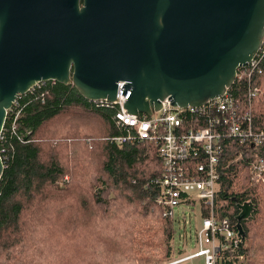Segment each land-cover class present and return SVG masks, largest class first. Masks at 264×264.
Listing matches in <instances>:
<instances>
[{
  "label": "trees",
  "instance_id": "trees-1",
  "mask_svg": "<svg viewBox=\"0 0 264 264\" xmlns=\"http://www.w3.org/2000/svg\"><path fill=\"white\" fill-rule=\"evenodd\" d=\"M261 54L251 79L248 70L239 69L242 78L232 87L243 107L251 104L253 129L259 133L264 131V45ZM250 87L261 89L251 102ZM116 113L85 100L76 88L42 87L18 100L0 141L5 167L0 264H62L64 253L51 241L71 243L73 255L63 264L172 261L175 220L159 206L158 149L148 142L114 143L123 133ZM224 144L215 213L236 228L237 203L254 207L242 222L246 238L239 252L228 254L224 264H264V181L256 186L250 181L256 151L235 161L245 148L233 139Z\"/></svg>",
  "mask_w": 264,
  "mask_h": 264
},
{
  "label": "water",
  "instance_id": "water-1",
  "mask_svg": "<svg viewBox=\"0 0 264 264\" xmlns=\"http://www.w3.org/2000/svg\"><path fill=\"white\" fill-rule=\"evenodd\" d=\"M3 4L31 9L38 20L59 19L65 52L55 60L67 67L71 40L76 90L85 100L115 102L123 82L124 96L131 92L125 109L135 116L160 111L165 99L186 108L223 96L264 45V0H0ZM8 65L0 51V138L9 110L34 86L27 80L33 67L24 71L16 64L22 71L16 78L3 73ZM66 70L57 64L56 71ZM4 169L0 156V180ZM237 207L236 229L244 241L242 222L254 207L250 202Z\"/></svg>",
  "mask_w": 264,
  "mask_h": 264
},
{
  "label": "built area",
  "instance_id": "built-area-1",
  "mask_svg": "<svg viewBox=\"0 0 264 264\" xmlns=\"http://www.w3.org/2000/svg\"><path fill=\"white\" fill-rule=\"evenodd\" d=\"M261 51L244 68L248 70L250 79L261 61ZM238 78L242 76L238 74ZM232 87L223 96L198 107L173 106L169 99H165L161 110L153 112L151 116L128 113L125 104L131 92L124 96L123 82L119 83L115 102L92 101L117 109L115 122L123 133L112 140L114 143L148 142L157 147L162 172L155 182L160 190L159 206L165 216L175 220V209L185 205L192 208L198 206L200 209L202 223L197 230V249L189 254L182 253L167 264H185L198 257L204 258V264H224L225 257L238 253L243 242L231 220L228 217L220 218L215 213L224 142L228 139L237 140L245 148L237 153L235 161L243 159L245 153L256 151V157L250 163L251 185L256 186L264 181V131H254L251 104L249 108L243 107ZM41 88L38 85L29 92ZM260 93L259 87H250L247 100L251 102ZM18 100L9 110L8 116L14 113ZM17 117L18 114L15 120ZM237 258L242 261L244 256L239 254Z\"/></svg>",
  "mask_w": 264,
  "mask_h": 264
},
{
  "label": "flooded vegetation",
  "instance_id": "flooded-vegetation-1",
  "mask_svg": "<svg viewBox=\"0 0 264 264\" xmlns=\"http://www.w3.org/2000/svg\"><path fill=\"white\" fill-rule=\"evenodd\" d=\"M33 10L21 11L12 5L0 7V51L8 58L9 70L4 71L11 77H18L22 71L14 69L22 63L32 85L44 88L73 89L75 87V61L71 59V40H69V62L67 67L55 58L64 55L65 41L60 36L61 21L54 17L38 20ZM60 62V63H59ZM64 66L66 72L56 71V66ZM50 77L36 78L39 71ZM67 74L68 79L60 81L57 76Z\"/></svg>",
  "mask_w": 264,
  "mask_h": 264
},
{
  "label": "rangeland",
  "instance_id": "rangeland-1",
  "mask_svg": "<svg viewBox=\"0 0 264 264\" xmlns=\"http://www.w3.org/2000/svg\"><path fill=\"white\" fill-rule=\"evenodd\" d=\"M184 213L186 214L185 218H183ZM201 223L202 217L198 206L192 208L188 205H185L184 207H178L175 209L176 234L172 244L175 251V257H173L172 261L176 258H179L182 253L189 254L197 249V230L200 229ZM49 245L55 250H59L60 252L64 253V259L62 260V264L64 263V260L66 261V259H70V257L73 255V252L71 250V243L69 242L51 241ZM79 248L80 247H76V249ZM185 264H204V258L198 257L197 259H194Z\"/></svg>",
  "mask_w": 264,
  "mask_h": 264
}]
</instances>
